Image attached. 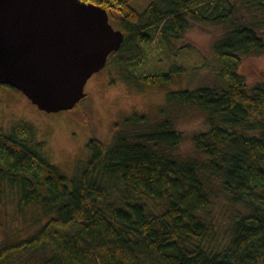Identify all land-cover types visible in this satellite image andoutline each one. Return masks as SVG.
Returning <instances> with one entry per match:
<instances>
[{
  "label": "trees",
  "instance_id": "trees-1",
  "mask_svg": "<svg viewBox=\"0 0 264 264\" xmlns=\"http://www.w3.org/2000/svg\"><path fill=\"white\" fill-rule=\"evenodd\" d=\"M87 1L125 35L107 64L157 37L171 48L192 22L220 26L210 80L168 91L157 117L126 116L109 143L91 139L70 176L48 161L33 125L2 130L0 204L15 200L40 226L3 240L0 264H264V81L249 86L238 71L244 57L264 54V0H147L141 10L132 2L142 0ZM187 72L174 64L121 75L163 89ZM185 108L209 125L187 156L176 152L184 136L175 114Z\"/></svg>",
  "mask_w": 264,
  "mask_h": 264
},
{
  "label": "rangeland",
  "instance_id": "rangeland-1",
  "mask_svg": "<svg viewBox=\"0 0 264 264\" xmlns=\"http://www.w3.org/2000/svg\"><path fill=\"white\" fill-rule=\"evenodd\" d=\"M132 3L141 10L148 1ZM222 32L220 26L192 22L183 36L172 42L171 48L156 41L158 37L150 44L137 43L135 55L122 52L119 62H109L95 73L85 86L86 97L67 111L45 112L21 91L0 85V132L19 121L33 125L37 139L44 142L43 151L48 161L70 176L88 160L87 144L91 139L109 143L126 116L145 113L157 117L159 109L167 104L168 91L209 83L207 65L213 61L212 45ZM174 64L184 66L188 72L163 89L137 87L121 75L122 70L139 77L166 73ZM196 69L197 72L191 71ZM238 71L249 86L264 81V54L244 57ZM175 127L184 136L176 152L185 156L193 151V135L209 129L202 113L186 108L175 114ZM39 226L35 212L21 214L15 200L8 207L0 204V243L5 239L20 241Z\"/></svg>",
  "mask_w": 264,
  "mask_h": 264
},
{
  "label": "water",
  "instance_id": "water-1",
  "mask_svg": "<svg viewBox=\"0 0 264 264\" xmlns=\"http://www.w3.org/2000/svg\"><path fill=\"white\" fill-rule=\"evenodd\" d=\"M124 38L87 0H0V85L45 112L71 110Z\"/></svg>",
  "mask_w": 264,
  "mask_h": 264
}]
</instances>
